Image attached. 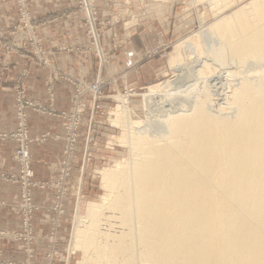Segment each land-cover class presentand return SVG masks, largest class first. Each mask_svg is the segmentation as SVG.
<instances>
[{
	"label": "bare ground",
	"instance_id": "obj_1",
	"mask_svg": "<svg viewBox=\"0 0 264 264\" xmlns=\"http://www.w3.org/2000/svg\"><path fill=\"white\" fill-rule=\"evenodd\" d=\"M241 1L226 12L232 0H208L217 18L176 45L181 62L144 96L156 107L144 122L117 98L120 140L132 152L99 171L113 195L78 208L71 250L84 252L83 264H264V73L258 83L241 77L264 65V0ZM201 63L230 79L217 115L213 93L199 91L208 80ZM166 98L170 109L154 102Z\"/></svg>",
	"mask_w": 264,
	"mask_h": 264
},
{
	"label": "rangeland",
	"instance_id": "obj_2",
	"mask_svg": "<svg viewBox=\"0 0 264 264\" xmlns=\"http://www.w3.org/2000/svg\"><path fill=\"white\" fill-rule=\"evenodd\" d=\"M133 1L134 0H109V2L106 3L107 6L113 5L114 26H122L124 29H129L135 24L137 25L138 22L136 19L134 20L128 17L130 16L132 6H134ZM137 1V6L139 8L143 1ZM190 1L191 0H187L186 4L183 6L181 5L183 14H192V18H190L192 26L188 30L184 29L182 35L179 37L167 38L165 45L158 50H146L143 57H140L130 67L120 71L121 73L119 74L113 72V76H109L107 72H109L112 64L111 55L113 52L106 49L104 42L107 37L106 33L109 31L108 28L110 27V23L101 18L97 0H75V3L70 9L62 10V12L57 13V15L53 14V19L50 20L36 19L33 17V0H0V13L4 12L7 16V21L11 24V28L7 32L0 34V43L5 41L2 47H4L9 54L15 52L32 56V61L34 60L36 66L47 69L49 72L48 80L45 83L46 93L49 97L48 105L39 103L29 97L27 78L30 72L28 70L23 71L22 78L13 83L12 88L16 93L15 110L18 126L16 131L12 133H0V137L5 136L6 138L5 140L0 139V142L5 144L7 141H12L10 138L13 134L17 133L19 124L21 123L19 108H25L24 114L26 115L29 136L30 139L33 140L31 146L34 143L42 144L46 140V135L40 137H33L31 135L29 117L31 112L43 115L48 114L56 120L63 121L64 139L66 141V148L59 164L57 179L42 181L36 178L32 162L31 146V169L34 173V177L29 185H26V183L21 180V169L18 175H4V177H2V174L0 175V179H7L6 181L13 184L17 183L21 187L20 202L16 206L10 207L21 219V229L15 232L1 230L0 250L12 252L13 245L21 244L23 253L25 254V257L23 256L21 260L9 257L5 260H0V264H83L84 252L81 249L75 251L71 250L78 208L86 202L104 204V197L113 195V193L104 186L102 175L99 174V171L114 168L119 162L125 161L126 159L129 160L132 152V149L123 145L120 140L123 136V126L120 127V125H122L120 123V125H118L115 115L117 107L120 105L117 103V98L120 96H127L129 98L127 106L129 107L131 118L134 121L144 122L147 118L146 113L149 112L148 107L153 109L156 108L153 107L152 104H150V106L147 105L144 102V96L151 87L171 79L174 76L172 67L174 64L181 62L180 60L176 61L177 43L186 40L193 33L199 31L200 28L203 27L201 24L202 20H204V24L207 25L213 22L218 16V9L209 5L208 0H197L195 6ZM240 2L242 1L232 0L233 6L228 8L226 12L236 9L239 4L241 5ZM223 8L225 9L226 5L219 6V9ZM71 14L80 18L82 27L86 28L89 46L84 48L81 52L90 53L91 67L98 73L94 80L76 77L65 70L60 71L56 64L51 65L50 59L46 57L47 54L42 43L43 41L37 33L38 29L43 24L49 21L60 22ZM1 21L2 19L0 17V24ZM17 36L22 37V40L20 42L18 41L20 44L16 43L17 40H15V38H17ZM197 66H199L197 69H203V76H208L206 77L208 80L206 79L204 83L203 81H198L200 84H198L200 87L199 91L202 92L201 89L203 88V92L210 91L211 94L213 93L212 100L214 103L211 105V109L212 112L217 115L222 107H226V102H228L226 100H228L227 96H229L230 93L226 91L227 86L229 87V85H226V81H228L229 76L224 74L226 71V69L224 71V67L220 68V66L217 65L215 67H213L214 65L206 66L205 63H201ZM261 66L260 64L257 65V63L253 64L251 67L248 66L246 68L247 72L244 70V76L242 75L241 77H251L250 79L252 80L258 77L257 83L258 81L260 82L262 79L261 75L264 73V65L261 64ZM235 67L236 66L233 65L230 69L235 70ZM257 67H261L262 69ZM260 70H262V72ZM200 77L202 76H199V78ZM212 77L219 78L215 80V78ZM239 77L236 79L240 82L242 78L240 77V79ZM256 79H254V81ZM62 82H67L71 86L72 109L70 111H62L57 108L56 88ZM235 83L237 82L235 81L234 84ZM259 84L263 87L264 81ZM94 86H97L98 89L93 90ZM205 86L208 90L204 89L206 88ZM168 101H170L169 98L165 100H155L154 102L162 108L164 105L165 109H170ZM178 103H180V101L177 102V104ZM227 112L231 113L232 110H228ZM156 115L158 116L156 117V122L153 124V131L156 130L160 133V130L161 132L163 131V117L158 113ZM74 125H76L75 128H72ZM73 133L77 135V147L73 148L72 153L69 154V134ZM43 139L45 140L41 143L37 141ZM54 139L59 140L60 136H56ZM12 142L17 144L14 151L15 159V153L20 143L16 141ZM15 162L18 164L16 160ZM65 173L69 174L65 175ZM39 183H44L43 185L48 183L49 187H41ZM63 186L67 190L62 191L65 192V195L61 197V189ZM44 190L51 191L52 199H50V202L52 204L45 207L43 211L42 207L35 199V192ZM25 191H31L33 193V209L31 214L33 217L32 224L34 230L33 242L27 239H18L20 234L25 233L24 219L27 215V209L21 208L23 192ZM8 206L6 202L0 201V209H7ZM41 211L49 216L50 228L45 232V235L40 234L37 236L35 219L36 215ZM108 212L107 215H110L111 212ZM110 223L116 225L117 221L113 218L110 220ZM105 227L107 228V226ZM60 231L63 233V237L61 236L63 240H59L58 238ZM116 231L121 230L116 229ZM40 239L42 241L46 239L48 243V252L41 249L43 248L42 243L45 241L42 242Z\"/></svg>",
	"mask_w": 264,
	"mask_h": 264
},
{
	"label": "crops",
	"instance_id": "obj_3",
	"mask_svg": "<svg viewBox=\"0 0 264 264\" xmlns=\"http://www.w3.org/2000/svg\"><path fill=\"white\" fill-rule=\"evenodd\" d=\"M97 1L101 18L110 23L104 42L106 49L113 52L111 55L112 64L107 72L109 76H113V72L121 73L120 71L127 69L140 57H143L146 50L162 48L167 38L179 37L184 29L188 30L192 26L190 22L192 14H183L182 10V6L186 4L187 0H142L143 3L141 2L139 8L138 1L134 0V6H132L128 17L136 19L138 23L129 29L113 25V5H106L109 0ZM196 1L191 0L190 2L195 6ZM33 3V17L50 20L62 10L70 9L75 0H33ZM0 14L2 19L0 34H3L11 28V24L7 21L4 12ZM37 33L43 41L46 57L50 59L51 65L56 64L60 71L65 70L79 78L94 80L97 77V71L91 67L90 53L81 52L89 46V40L86 36V28L82 27L80 23V18L71 14L60 22L49 21L43 24ZM15 40L20 44L22 37L17 36ZM4 43L5 41L0 43V133H12L18 126L15 110L16 93L12 88L13 83L22 78L23 71L28 70L30 72L27 78L29 97L48 105L49 97L46 93L45 83L48 80L49 72L47 69L36 66L30 55L7 53L2 47ZM56 99L59 110L70 111L72 109V90L69 83L62 82L57 86ZM29 117L31 135L33 137L46 135L44 143H34L31 146L36 178L42 181L57 179L59 164L66 148L64 122L56 120L48 114L31 112ZM56 136H60V139L55 140ZM16 147L17 144L12 141H7L5 144L0 142V175L10 176L20 173L19 165L14 159ZM6 180L0 179V201L9 205L7 209H0V231L15 232L21 229V219L11 208L20 202L21 187L17 183L13 184ZM35 199L43 210L52 204L50 202L51 191H36ZM49 228V216L41 211L35 219L37 236L45 235ZM61 236L63 237L62 231L58 234L59 240H63ZM43 241L45 242L42 243L43 245L41 244L43 247L41 249L48 252V243L46 239ZM0 253H2L0 260L9 257L21 260L23 256L25 257L21 244L13 245L12 252L0 250Z\"/></svg>",
	"mask_w": 264,
	"mask_h": 264
},
{
	"label": "built area",
	"instance_id": "obj_4",
	"mask_svg": "<svg viewBox=\"0 0 264 264\" xmlns=\"http://www.w3.org/2000/svg\"><path fill=\"white\" fill-rule=\"evenodd\" d=\"M19 112L21 113L19 128L17 133L13 134L10 140L16 141L20 143L19 148L17 149L15 153V160L18 162L20 169H21V180L26 183V185H29V183L32 181L34 177V173L32 171V164H31V155H30V146L33 143V140L30 139L29 131L26 124V115L24 114L25 108H19ZM76 125H74L72 128H75ZM69 133V132H68ZM69 154L72 153L73 148H76V138L77 135L69 134ZM0 139L5 140V136L0 137ZM43 140H37L38 142H43ZM67 152V153H68ZM69 173H65V175H68ZM63 176V175H62ZM4 177V175H2ZM16 179V178H15ZM44 184V183H43ZM39 183L41 187H49V184L46 183L43 185ZM63 190H67L66 188L61 189V197L65 195V192H62ZM32 199H33V193L31 191H25L23 192V199L21 201V208L27 209V215L24 219V227H25V233L19 235V240L27 239L30 242H33V224H32Z\"/></svg>",
	"mask_w": 264,
	"mask_h": 264
}]
</instances>
